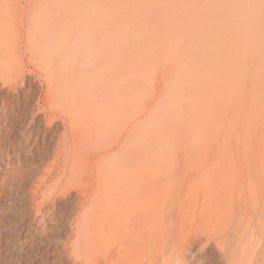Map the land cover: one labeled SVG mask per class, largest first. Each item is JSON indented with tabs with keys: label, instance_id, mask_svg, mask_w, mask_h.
I'll return each instance as SVG.
<instances>
[{
	"label": "rangeland",
	"instance_id": "obj_1",
	"mask_svg": "<svg viewBox=\"0 0 264 264\" xmlns=\"http://www.w3.org/2000/svg\"><path fill=\"white\" fill-rule=\"evenodd\" d=\"M53 1L59 7L64 4L73 5L79 0ZM83 1L88 4V8H92L97 1L103 2L105 17L110 15L109 12H118L120 18L132 19L151 27L152 33L145 31L150 41L140 46L141 50L136 56L139 79L125 73L121 78L125 86H132L133 83L140 84V92L135 98V105L139 108V112L134 114L136 118L141 119L140 125L145 133H154L157 136H151V139L143 142L127 140L125 151L128 153L134 151L136 157L141 160L158 158L157 164L164 165V169L151 165V169L147 172L149 174L145 172V175L142 170L130 168L126 161L127 157L122 153L115 154L113 151L117 149V146L110 141L105 142L112 136L111 131L103 132L101 129L97 131L95 137L100 140L98 146L85 144L78 136L77 127L72 128L73 130L69 129L60 121L58 127L46 131L44 118L40 116L45 106L43 103L39 104V99L44 94V87L35 89L30 106L21 111L17 119L20 122L16 121L14 127L12 126L13 137L17 134L14 140L19 136L25 137H19L20 139L17 140L18 144L21 142V147L22 139L29 140L28 144H30L34 136H39L36 138L37 143L36 147H33L34 155L31 160H27L26 163L22 157L19 161L12 151L4 148V145L0 146V181L1 183L4 181L3 184L8 181V184L0 185V264H81V259L87 260L89 255L82 258L76 252V229L81 228L88 232L101 224L104 217L109 230H113L112 239L116 240V232H120L122 236L130 234L131 230L126 227L125 220V222L121 220L119 224L116 223L118 221H115V217L119 220L121 217L112 213V210L115 211L114 202L122 201V197L128 195L131 187L134 190L136 188L137 193L140 188L139 193H141L144 190V188L141 190V187H144L147 177L155 178L157 185L164 182L162 188L159 186L157 188V197L159 196L158 200L161 199L162 202L163 200L169 202L168 204L163 202L165 207L167 205L166 208L169 207L166 209L160 201V206L164 207L162 210H167L165 215L169 212L166 219L162 213L165 210L161 211L164 216L160 214V225L164 219L163 223L169 226L168 232L171 231V238L168 233L166 240L169 244L164 241L166 246L162 242L157 243V247L153 246L155 244L152 245L155 253L159 252L157 258L153 257V261L154 258L157 260L164 251V249L158 250V247L163 245L161 248L165 247L168 250L178 243L176 249L180 252L183 248L182 253L184 252L183 254L180 252L182 256L184 255L182 264H221L218 249L213 241L220 227L218 200L222 196L226 197L231 191L235 192V196L226 203L225 220L231 219L229 215L231 210L234 217L232 224L241 227L245 226L243 222L245 210L250 209L248 200L244 199L246 193L244 197L237 196L239 187L231 180L230 163L239 156L252 154L253 167L260 175H264V152L254 151L248 146L241 148L238 144L240 140L235 139L237 135L232 133L235 131V128L232 131V121L236 113L226 114L227 109H225L223 115L221 114V109L229 105L232 98H237L235 101L238 103L242 97L256 104V108L253 109L259 110L261 114L264 113V0ZM41 3L34 1L35 6ZM113 7L114 12L109 10ZM29 8L32 9L31 6L25 5V0H0V11L4 12L8 9L12 17L9 39L13 46L16 40L25 39L31 33L28 25ZM71 18L74 20L73 26H81L79 14H72L69 19ZM22 49L25 50L24 46H15L13 53L24 56L25 52ZM51 66L53 69L61 67L57 63H51ZM31 68L28 67V69ZM108 76L112 78L115 74L109 71ZM127 77L132 80L128 84L125 83ZM247 81H249L248 88H244L242 84ZM204 87H209V91H206ZM252 89H257V99ZM107 102L111 104L112 110L122 107L120 100L113 96L107 98ZM118 104L120 106H117ZM148 105L149 108H147ZM51 108L54 111L66 110V107L59 102L52 103ZM38 114L40 117L36 120ZM92 114L96 118L99 117V120L107 121L108 116L104 113L93 112ZM186 117H189V120ZM190 118L192 120L188 122ZM250 118V121L254 122L253 113L250 114ZM121 122L124 124L126 121L121 119ZM184 122L185 124L193 123L185 128L186 132L182 129ZM256 126L259 128L258 123ZM128 128V125H124L126 131ZM26 131H28L27 134ZM42 135L44 137H41ZM168 137L171 142L165 144L164 138ZM220 147L225 150L220 151ZM109 149L112 150L111 155L106 152ZM67 151H70V155L76 160L85 162L76 165L77 168L69 167L71 171L68 169L67 181H58L57 178L43 181L41 192L34 195L36 190L34 177L39 173L34 174L33 168L53 167L57 158L62 164L65 155L69 154ZM156 151L159 152L157 157ZM117 159H123L122 165L117 166L115 161ZM87 160H93V163ZM223 164L227 165L226 168ZM244 189L243 192L246 190ZM131 192L130 196L136 193L133 189ZM122 194L125 195L122 196ZM127 197H123L125 198L123 201L128 200L129 209L133 210L132 212H136V209L138 211L143 201L137 198L139 204L135 199L137 195L134 196V194ZM113 198L116 199L113 200ZM168 217L172 221L168 220ZM177 217L179 221L176 222ZM180 219L183 220L180 222ZM178 222L180 223L176 224ZM170 223L176 228L173 229ZM179 225L182 226L187 240V242L185 239L182 241L185 245L181 248H179L178 236H175L180 231ZM207 238L211 241L204 245L203 242L206 243ZM107 244L103 251L109 252L111 256H114L113 253L118 254V250L121 251L122 263L123 260L127 264H140L142 261L141 264H146L148 260L152 262L150 261L151 246L146 248L139 243L134 244L135 246L129 244L130 247L127 246L123 252V248L121 249L115 241ZM110 251L113 253L110 254ZM122 254L119 255V259Z\"/></svg>",
	"mask_w": 264,
	"mask_h": 264
},
{
	"label": "bare ground",
	"instance_id": "obj_2",
	"mask_svg": "<svg viewBox=\"0 0 264 264\" xmlns=\"http://www.w3.org/2000/svg\"><path fill=\"white\" fill-rule=\"evenodd\" d=\"M34 1L35 0H25V5L32 7V9L29 8L30 13L28 17V25L30 27L31 33L25 39L16 40L14 46L9 39V27L12 23V17L9 15L8 9L4 10V12L0 11V146L4 145V148L12 151L16 155L15 157H18L19 161L22 160V157L23 161L25 162L29 159L31 160L32 156L34 155L33 147L37 143L36 138L39 136H34V139H31L32 142L30 144H28L29 140L24 141L22 139V148L20 146L21 142L18 144L17 140L25 137L19 136L20 138L17 137V139L14 140L13 138H15L17 134L14 132L16 135L13 137L14 134L12 132V126L14 125V122L17 121L18 115L21 113V111L24 110V108L30 106L29 103L34 99V90L44 87V94L42 97H40L39 104L43 103V106H45V108H41L42 110L40 116L41 118H44V127L46 131H50L51 129L58 127V123L60 121L62 124H66L68 126L67 128L69 129L77 127L79 129L78 136L81 138L82 142L90 146L93 144L98 146V144H100V140L95 137L99 129H101L103 132L111 131L112 136H110L109 140L105 142L107 143L110 141V143H114L117 146V149L113 151L115 154L122 153V155L126 156V161H128L127 163H129L128 165L130 168L135 170L139 169L142 170V172L147 173L149 171L148 169H151L150 166L153 165L155 168L159 167L163 170L164 165H161V163L158 165L156 162L158 158L155 160L149 159L148 161L144 160V158L141 160V158L139 159L136 157L134 151H132V153L131 151L130 153L125 151V143L127 140L129 142H143L144 140L148 141L151 139V136H157V134L154 133H145L140 125L141 119L136 118L134 114L139 112V108L135 105V98L140 92V84L133 83L132 86H125L122 84L121 78L122 74L125 73L128 76L135 77L137 80L139 79V73L136 69L138 66L136 56L137 52L141 50L140 46H142L144 42L148 43L150 41L149 37L145 35V31L147 30L152 33L151 27L132 19L120 18L119 13L117 12V14L113 11L114 7L112 9L109 8V10L113 11L114 13L109 12L110 15L105 17L106 13L103 10L104 6L103 2L101 1H97L94 5H92V8H88V4L83 0H79L73 5L64 4L60 5L59 7L55 5L53 0H37L38 2H42L38 6H35ZM26 13H28V11ZM72 14H79V16H81V26H73V18L69 19L70 15ZM117 20H119V22ZM33 24H35V26ZM22 26H24V24ZM15 46H24L25 50L22 49L23 52H25L23 53L24 56L21 54L22 52L19 53L22 56L13 53V48ZM51 63L60 64L61 67L58 69H53ZM28 67L32 68L28 69ZM109 71L114 73L115 77H109ZM131 81L132 80L130 77L125 79V83L127 84ZM212 81H214V78H212ZM248 82L249 81L242 84L244 88H248ZM234 85H236V83H234ZM205 89H207L206 91H209V87ZM252 91H255L257 99V89H252ZM112 96L120 100L122 107H116L115 110L111 109V104L107 102V98ZM232 99L233 100H231L229 105L221 109V114L223 115V112L226 111L225 109H227L226 114L236 113V116L232 121V131L234 130L233 128H235V131L232 133L237 135L235 139L240 140L238 144L241 146V148L248 146L254 151L262 150L264 152V113L261 114L259 110L253 109L256 108V104L250 103L246 97H242L238 103L235 101L237 98ZM55 102L62 103L66 107V110H52V103ZM117 106L120 105L118 104ZM147 108H149V105ZM93 112L104 113V115L108 116V118L106 117L107 121L104 119L99 120V117L96 118L95 115L92 114ZM252 113L254 114V122L250 121V114ZM40 116L38 114L36 116V120H38ZM121 119H125L126 122L122 124ZM186 119L189 120V117H186ZM187 120H185V122ZM191 120L192 119L190 118V121L188 122H191ZM17 122H20V120ZM257 123L259 128L256 126ZM189 124L191 123H187L185 124L186 126H183L182 129L185 130V132V128L188 127ZM124 125L129 126L127 131L124 129ZM27 132L28 131H26V134ZM168 135L171 137L170 134ZM174 136L176 138V135ZM41 137L44 136L42 135ZM169 137L164 138L165 144L171 142ZM152 148H150L151 151ZM158 149L160 150V148ZM224 150L225 149L223 147H220V151L223 152ZM70 151H67L69 152L68 155L64 154L65 160H63L62 164L58 162L57 158L53 167L50 166L48 169H43V167L40 168L36 166L33 168L34 174L39 173L36 177H34L36 185L34 195H38L41 192L40 188L43 181H51L55 178H57L56 180L58 181H67L69 175L68 169L71 171V168L69 167L74 168L76 165L85 162L76 160L74 156L70 155ZM106 152L111 155L112 150L109 149V151ZM238 152L240 153L241 151ZM158 154L159 152L157 155L155 153L156 157ZM251 155L252 154H249L248 156H239V158L236 160L234 159L233 162L230 163V170L232 173L229 172L231 173L230 175L232 177H230L232 178L231 180L233 183L238 184L239 189L237 191V196L244 197L246 193L244 199H247L248 205H250V209L245 210L243 220L245 226L241 227L240 225H234V223L232 224V219L234 217L231 210L229 212L231 219L225 220V216H227L226 203H229V201L235 196L234 191L227 193L226 197L222 196L217 202L220 227L217 234L214 236L213 241L218 249L221 258V264H264V175H260L257 169L253 167L251 162L253 157ZM92 161L87 160V162H90L91 164L93 163ZM115 161L117 162V166L118 164L122 165L123 163V159H117ZM93 165L95 166V164ZM224 165L225 164H223V167L226 168L227 165ZM144 168H146L147 171ZM148 174L149 173H147V175ZM26 176L25 179H27ZM152 178L153 177L149 178L152 181H150L148 177L146 178L148 181L145 179L146 185L144 184V187H141V190L144 188L141 193H139L140 188H138V193L136 188L135 190L132 187L131 189L129 188L131 191L133 189V192H136L133 194L134 196L137 195L135 199L138 203V200L143 201H141L142 204L139 206V208H141L138 211L135 208L136 212H132L133 210L131 211L129 209L128 200L123 201V199H125L123 197H131L133 195L131 194L130 196L129 193L132 192L129 189L127 196H123L126 194L125 192V194H122V201L116 200V202H114L115 211L113 212L112 210V213L117 214V217L119 215L121 217L119 220V218L114 216L115 221H118L116 223L119 224V221L125 220L126 227L130 228L131 230L130 234H125V236H122L120 232H116V240L112 239L113 230H109L107 227L108 224L105 222L104 217L101 224L94 228L91 227L92 229H90L88 232L82 230L81 228L76 229L77 239L75 242L77 247L75 250L82 258L89 255L87 260L81 259V264H124V260L123 263L121 262V258L123 256L121 251L119 252L118 250V254L113 252L112 254L110 251V254L114 256L118 255L117 257L111 256L108 254L109 252L105 253L103 251L105 245H108V242L110 244L111 242L115 241L121 249L123 248V252L124 249L129 246V244L135 246L137 243H139L144 247L146 246V248L149 246L153 248V246H158L157 243L160 244L162 242V244H164V241L168 243L166 237H168V233L170 236L171 231L168 232L167 227L169 226H166L165 222V224L163 223V221H165L164 219H162L163 221L160 225V214L163 213L165 215L167 211L166 209L169 207L166 208L167 205L165 207L164 204H168L169 202L163 200V204L161 199L158 200L159 196L157 197V188L158 186L162 188L164 182L163 184L157 185L156 183L158 182L154 180L155 178ZM3 182L4 181L1 183L0 181V185L3 184ZM6 183L8 184V181ZM243 189L245 190L244 192ZM137 198L140 199L137 200ZM166 198H168V196ZM115 199L113 198V200ZM160 201L166 208L164 209L165 211L162 210L164 207L162 205L160 206ZM161 211L164 212L161 213ZM180 211L178 213H183V211ZM170 214L172 215V213ZM168 215L169 212L165 215L166 219ZM168 218V220L172 221L170 217ZM179 218L176 220V222L179 221ZM181 220L183 219H180V222ZM180 222L176 224H179ZM173 226L174 225H172V227ZM179 226L181 227L180 231L178 235L175 234V236H178L180 243L179 248H181L182 245H185L182 243V241H184L186 235L183 233L182 226ZM175 228L173 227V229ZM173 229L172 232L174 231ZM176 237L174 238L177 239ZM202 237L204 238L203 235ZM169 238H171V236ZM205 240L206 243H204L205 241L203 240L204 245H207L208 242L211 241L210 238ZM170 241L171 240H169V242ZM185 242H187V240ZM83 243L85 244L82 245ZM176 244L178 245V243ZM176 244L172 245L168 250H166L165 247L161 248L163 245L158 247V250L161 249V251H163L164 249V251L161 252V256L159 255V260H156L158 257L157 254H159V252L156 254L155 249L153 248V251L151 248L153 253L156 255L150 251L152 253H150V255H152V258L150 257V261L152 262H149L147 259L148 262L145 263L182 264L184 260V255L182 256L184 253H182L183 248L180 250L182 253L181 254L176 249ZM143 248L141 249L144 251L145 249ZM120 254L122 255L119 259ZM154 256L156 258H154L153 261Z\"/></svg>",
	"mask_w": 264,
	"mask_h": 264
}]
</instances>
